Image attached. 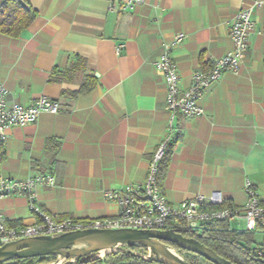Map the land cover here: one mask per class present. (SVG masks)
<instances>
[{
    "label": "crops",
    "instance_id": "crops-1",
    "mask_svg": "<svg viewBox=\"0 0 264 264\" xmlns=\"http://www.w3.org/2000/svg\"><path fill=\"white\" fill-rule=\"evenodd\" d=\"M20 1L38 17L19 37L0 34L7 99L26 106L44 95L57 100L60 111L9 130L0 143V174L52 173L56 184L39 189L40 205L55 217L78 220L117 216L121 207L104 192L142 184L168 135L165 81L155 64L163 44L187 34L172 50L179 87L186 90L194 71L232 49L236 14L262 2L253 8L255 31L239 71H226L205 92L203 115H177L181 134L159 181L171 204L220 192L243 207L247 181L264 204V0H146L130 11L111 10L110 0ZM89 75L97 80L93 90L74 95ZM0 214L14 228L38 221L24 196L0 200ZM229 226L247 232L242 219ZM249 233L261 247L264 233Z\"/></svg>",
    "mask_w": 264,
    "mask_h": 264
},
{
    "label": "built area",
    "instance_id": "built-area-1",
    "mask_svg": "<svg viewBox=\"0 0 264 264\" xmlns=\"http://www.w3.org/2000/svg\"><path fill=\"white\" fill-rule=\"evenodd\" d=\"M145 2L146 0H110V9L130 11ZM261 5L262 2L256 1L253 6L243 8L236 14L229 27L233 41L232 49L222 57L213 59L208 69L194 71L190 86L186 90L182 91L179 87V76L172 50L187 38V34L177 33L172 40L163 44L155 64L165 81L166 109L169 113L168 135L154 153L142 184L104 192L108 201L115 202L121 207L117 216L88 220L55 217L42 208L38 198L40 188L55 186L56 178L52 173H41L26 179L10 178L0 174V200L14 195L24 196L28 199L29 208L38 218L34 224L14 228L9 227L6 218L0 214V246L22 238L55 236L92 228L166 230L174 227V220L178 221L177 226L182 229L204 232L215 223L242 219L245 221L247 232L260 230L264 233V204L249 181L246 183L248 200L243 207L226 205L227 200L220 192H212L210 195L197 194L178 204H171L159 184L160 164L166 148L176 143L181 134V128L175 123L177 115L182 113L188 118L203 115L204 109L200 101L205 92L219 81L226 71H239L244 53L249 46V39L255 31L253 8ZM121 49L122 45H119L117 53H120ZM8 93L9 90L0 75V143L7 140L11 128L33 123L43 112L57 114L60 111V103L47 96H40L25 106L9 103ZM256 251L259 256L264 255L262 249L258 248ZM137 254L146 260L155 259V255L149 249ZM76 262L74 259L62 258L51 264Z\"/></svg>",
    "mask_w": 264,
    "mask_h": 264
},
{
    "label": "trees",
    "instance_id": "trees-1",
    "mask_svg": "<svg viewBox=\"0 0 264 264\" xmlns=\"http://www.w3.org/2000/svg\"><path fill=\"white\" fill-rule=\"evenodd\" d=\"M37 17V10L20 0H2L0 4V34L19 37L31 26ZM56 73L57 69H54L51 79H55L54 75ZM96 81L93 75L87 76L81 89L74 93V95L91 92L96 85ZM172 153L173 144L166 148L162 158L159 174V178L161 177V179L165 176ZM2 154L3 152L0 147V158ZM226 205L231 206L232 204L227 201ZM229 223L228 221L215 223L204 232H196L178 227V221L174 220V227L172 229L182 233L186 237L200 241L233 264H264V255L259 256L256 251L258 248L264 251V243L261 247H254L255 238L253 233L233 230L229 226ZM164 243L175 248L190 264H213L203 256L183 249L175 243L166 241ZM146 251L147 249L144 247L128 245L121 247L117 251L107 253L103 257H96L98 253L86 255L78 258L76 264H164L157 259L146 260L137 254V252L142 253ZM56 260V255H46L25 259L14 258L1 264H48Z\"/></svg>",
    "mask_w": 264,
    "mask_h": 264
},
{
    "label": "water",
    "instance_id": "water-1",
    "mask_svg": "<svg viewBox=\"0 0 264 264\" xmlns=\"http://www.w3.org/2000/svg\"><path fill=\"white\" fill-rule=\"evenodd\" d=\"M175 243L183 249L197 253L213 264H233L200 241L184 236L174 229L145 230L132 228L83 229L59 235H43L22 238L0 246V264L14 258H33L56 255L74 259L110 249L117 251L123 246L135 245L149 249L155 259L164 264H190L175 248L164 242ZM105 253V254H107ZM51 264V263H48ZM56 264V263H53Z\"/></svg>",
    "mask_w": 264,
    "mask_h": 264
},
{
    "label": "rangeland",
    "instance_id": "rangeland-1",
    "mask_svg": "<svg viewBox=\"0 0 264 264\" xmlns=\"http://www.w3.org/2000/svg\"><path fill=\"white\" fill-rule=\"evenodd\" d=\"M241 228H244V225H241L240 226ZM256 239H257V241H260L261 239H262V236L260 235V236H256ZM106 253V252H105ZM105 253H103V252H99L97 255H96V257H103L104 255H105ZM58 258V257H57Z\"/></svg>",
    "mask_w": 264,
    "mask_h": 264
},
{
    "label": "bare ground",
    "instance_id": "bare-ground-1",
    "mask_svg": "<svg viewBox=\"0 0 264 264\" xmlns=\"http://www.w3.org/2000/svg\"><path fill=\"white\" fill-rule=\"evenodd\" d=\"M108 251H110V249H106V250H102L101 252H103V253H107Z\"/></svg>",
    "mask_w": 264,
    "mask_h": 264
}]
</instances>
